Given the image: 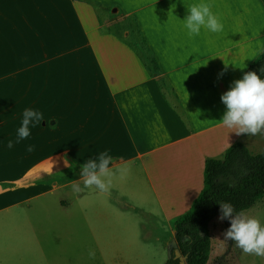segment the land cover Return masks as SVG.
<instances>
[{
    "label": "crops",
    "instance_id": "obj_1",
    "mask_svg": "<svg viewBox=\"0 0 264 264\" xmlns=\"http://www.w3.org/2000/svg\"><path fill=\"white\" fill-rule=\"evenodd\" d=\"M199 2L223 31L188 35L187 4ZM108 11L135 22L158 70L103 29ZM263 51L264 0H0V264H48L33 201L51 231L115 234L140 216L169 252L176 220L204 187L206 159L236 142L258 154L249 144L262 135H237L219 119L222 93ZM25 108L45 120L7 149ZM104 150L110 187L91 195L80 164ZM245 213L264 224V197ZM240 264L264 257L240 251Z\"/></svg>",
    "mask_w": 264,
    "mask_h": 264
},
{
    "label": "clouds",
    "instance_id": "obj_2",
    "mask_svg": "<svg viewBox=\"0 0 264 264\" xmlns=\"http://www.w3.org/2000/svg\"><path fill=\"white\" fill-rule=\"evenodd\" d=\"M187 9L188 14L183 20L189 36L199 35L202 29L210 33L223 31V24L207 3L187 4ZM225 65L226 70L228 63L225 62ZM259 73L245 72L241 78L231 82L228 90L221 95L225 111L219 120L223 126L234 129L237 135H264V66L259 69ZM44 120L42 112L25 108L20 126L16 129L15 139H9L6 148L12 149L15 144L29 138L31 129L39 126ZM33 150L32 145L27 146L28 152ZM112 161L113 157L108 150H104L80 164L83 187H94L102 193L107 192L110 180L106 178L112 175L109 167ZM72 190L79 193L81 186L73 183ZM218 203V219L230 221V226L222 233V238L233 242L243 253L264 257V224L257 218L248 216L243 210L237 211L229 202Z\"/></svg>",
    "mask_w": 264,
    "mask_h": 264
},
{
    "label": "trees",
    "instance_id": "obj_3",
    "mask_svg": "<svg viewBox=\"0 0 264 264\" xmlns=\"http://www.w3.org/2000/svg\"><path fill=\"white\" fill-rule=\"evenodd\" d=\"M139 55L140 51L133 47ZM140 46L147 53L145 60L149 68L158 70L155 59L140 38ZM264 66V51L251 63L248 71ZM264 197V150L253 154L242 142L228 147L218 158H207L204 170V187L191 208L175 222V236L187 264H240V251L233 242L225 240L223 251L213 256L217 232L221 234L230 226V221L219 220L218 202H229L237 211L252 208ZM167 264H181L175 258L174 249ZM213 256V257H212Z\"/></svg>",
    "mask_w": 264,
    "mask_h": 264
},
{
    "label": "rangeland",
    "instance_id": "obj_4",
    "mask_svg": "<svg viewBox=\"0 0 264 264\" xmlns=\"http://www.w3.org/2000/svg\"><path fill=\"white\" fill-rule=\"evenodd\" d=\"M101 17L104 30L125 38L140 51L144 59H148L147 53L140 46L136 24L132 19L119 12L110 11L102 12ZM147 62L152 66L150 61ZM249 147L254 153L263 151L264 135L257 139L256 148H252L250 144ZM89 189L93 191L89 194H97L94 187ZM37 202H29L26 206H31L27 210L46 252L48 264H167L169 252L161 242L162 231L140 216L129 215L128 227L118 228L115 234L106 233L102 228L94 231V228L92 230L88 227L51 231L41 225L42 219L36 214ZM215 235L217 238L213 256L222 253L224 243L220 232ZM7 248H14L12 241ZM24 260V264L27 261L32 262V258L24 257Z\"/></svg>",
    "mask_w": 264,
    "mask_h": 264
},
{
    "label": "water",
    "instance_id": "obj_5",
    "mask_svg": "<svg viewBox=\"0 0 264 264\" xmlns=\"http://www.w3.org/2000/svg\"><path fill=\"white\" fill-rule=\"evenodd\" d=\"M171 249H174L175 258H178L180 260L181 264H187L186 258L182 255L175 239L172 240V242H171V248L169 249V257L172 255Z\"/></svg>",
    "mask_w": 264,
    "mask_h": 264
}]
</instances>
